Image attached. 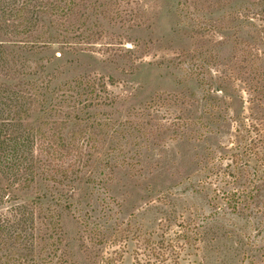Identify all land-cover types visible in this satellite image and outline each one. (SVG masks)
<instances>
[{
  "label": "rangeland",
  "instance_id": "rangeland-1",
  "mask_svg": "<svg viewBox=\"0 0 264 264\" xmlns=\"http://www.w3.org/2000/svg\"><path fill=\"white\" fill-rule=\"evenodd\" d=\"M108 1L119 6L116 24L93 26L103 37L92 52L76 62L69 57L71 63L52 45L34 58L57 73L56 83L80 73L113 76L109 91L117 103L107 113L121 118L144 108L155 94H177L160 104L158 118L179 135L159 143L141 139L127 148L125 161V153L106 142L85 168L96 178L112 175L109 183L78 184L71 209L60 208L71 260L102 264L103 256L114 258L113 264H133L144 237L176 230L181 222L199 230L198 249L186 264H264V143L257 139L258 128L264 131V94L253 89L252 74L238 72L233 46L224 45L222 33H192L180 0ZM237 4L199 12L220 25ZM233 32L232 27L228 42ZM198 55L208 60L195 69L191 61ZM202 76L208 83H199ZM43 184L35 189L39 195ZM87 210H94L91 227L109 228L102 245L78 220L86 219Z\"/></svg>",
  "mask_w": 264,
  "mask_h": 264
},
{
  "label": "trees",
  "instance_id": "trees-1",
  "mask_svg": "<svg viewBox=\"0 0 264 264\" xmlns=\"http://www.w3.org/2000/svg\"><path fill=\"white\" fill-rule=\"evenodd\" d=\"M234 1L237 8L220 25L199 12ZM179 5L192 33L224 35V45L233 46L238 72L252 74L253 89L264 94V0H180ZM118 7L108 0H0V264H79L70 258L60 208L71 209L78 184L103 180L101 186L112 178L105 173L98 179L85 167L100 157L107 141L112 142L109 148L124 154L141 139L159 143L179 135L158 118L160 104L177 94H155L144 108L121 118L107 113L117 103L109 91L113 76L80 73L56 83L57 73L47 72V62L34 58L59 45L60 57L78 61L103 37L95 26H103L104 20L116 24ZM201 57H191L195 69L208 60ZM198 80L208 83L203 76ZM221 83L218 89L223 91ZM258 131V142L264 143V131ZM40 183L46 188L42 195L35 190ZM92 211L78 220L102 245L109 228L98 223L91 227ZM178 227L156 238L144 237L133 264L190 263L199 230L181 222ZM104 258L100 256L102 264H113L114 258Z\"/></svg>",
  "mask_w": 264,
  "mask_h": 264
}]
</instances>
